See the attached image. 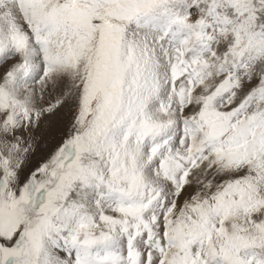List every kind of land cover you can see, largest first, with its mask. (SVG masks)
<instances>
[{"label":"snow or ice","instance_id":"1","mask_svg":"<svg viewBox=\"0 0 264 264\" xmlns=\"http://www.w3.org/2000/svg\"><path fill=\"white\" fill-rule=\"evenodd\" d=\"M0 264H264V0H0Z\"/></svg>","mask_w":264,"mask_h":264}]
</instances>
